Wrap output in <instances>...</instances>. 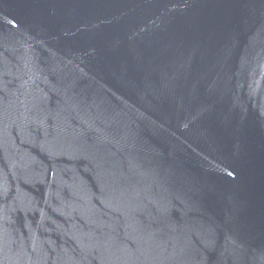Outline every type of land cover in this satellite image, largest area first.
<instances>
[{"label":"water","instance_id":"obj_1","mask_svg":"<svg viewBox=\"0 0 264 264\" xmlns=\"http://www.w3.org/2000/svg\"><path fill=\"white\" fill-rule=\"evenodd\" d=\"M0 264H264V0H0Z\"/></svg>","mask_w":264,"mask_h":264}]
</instances>
